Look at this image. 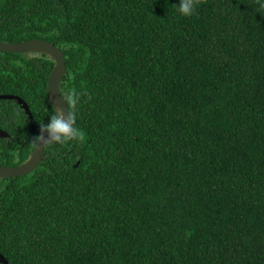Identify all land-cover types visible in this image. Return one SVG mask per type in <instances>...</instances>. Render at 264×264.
<instances>
[{
    "label": "trees",
    "instance_id": "trees-1",
    "mask_svg": "<svg viewBox=\"0 0 264 264\" xmlns=\"http://www.w3.org/2000/svg\"><path fill=\"white\" fill-rule=\"evenodd\" d=\"M178 2L0 0V41L64 51L84 132L0 177V264H264V9ZM54 65L0 51V94L33 114L0 99V164L45 131Z\"/></svg>",
    "mask_w": 264,
    "mask_h": 264
},
{
    "label": "water",
    "instance_id": "water-1",
    "mask_svg": "<svg viewBox=\"0 0 264 264\" xmlns=\"http://www.w3.org/2000/svg\"><path fill=\"white\" fill-rule=\"evenodd\" d=\"M0 51H40L46 52L54 58L55 65L48 79V98L51 103L63 113L66 119L68 116V104L60 89V82L66 70L64 51L55 43L44 38H32L14 42L0 41ZM1 98L16 99L29 115L30 119L33 118L29 104L21 96L11 93H2L0 94V99ZM9 135L6 129L0 127V137H8ZM41 135L42 139L35 143L32 153L27 160L16 166L0 164V177L26 174L33 171L39 165L43 159L44 149L47 145L45 141L50 139L48 130H45ZM0 259L6 262L2 254H0Z\"/></svg>",
    "mask_w": 264,
    "mask_h": 264
},
{
    "label": "clouds",
    "instance_id": "clouds-1",
    "mask_svg": "<svg viewBox=\"0 0 264 264\" xmlns=\"http://www.w3.org/2000/svg\"><path fill=\"white\" fill-rule=\"evenodd\" d=\"M197 0H179L175 3L176 11L183 16L193 15L196 10ZM258 11L264 9V0H257ZM80 93L74 92L67 97V104L70 106L68 116L65 119L63 113L59 109H55L50 115L48 122L42 124V128L49 131L50 139L45 143L52 145L54 143L66 144L70 141H82L84 132L76 126L77 113L76 108L79 102ZM42 139V135L37 134L34 140L36 143Z\"/></svg>",
    "mask_w": 264,
    "mask_h": 264
}]
</instances>
